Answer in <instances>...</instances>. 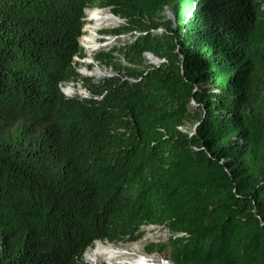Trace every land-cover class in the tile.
I'll use <instances>...</instances> for the list:
<instances>
[{
    "label": "trees",
    "instance_id": "trees-1",
    "mask_svg": "<svg viewBox=\"0 0 264 264\" xmlns=\"http://www.w3.org/2000/svg\"><path fill=\"white\" fill-rule=\"evenodd\" d=\"M87 8L138 35L66 97ZM149 224L173 264H264V0H0V264H83Z\"/></svg>",
    "mask_w": 264,
    "mask_h": 264
},
{
    "label": "rangeland",
    "instance_id": "rangeland-1",
    "mask_svg": "<svg viewBox=\"0 0 264 264\" xmlns=\"http://www.w3.org/2000/svg\"><path fill=\"white\" fill-rule=\"evenodd\" d=\"M88 9L89 10L102 9L105 11H109V9H107V8L106 9L88 8ZM165 13H166L168 18H172L171 14H168L167 11ZM85 18H86V13H85ZM85 18H84V20H85L84 25L86 24ZM121 22L123 23V21H121ZM122 23H119V21L117 22L116 20L115 21L111 20L106 26H101L99 29L96 30L97 33L94 34V39L98 43H101L103 46L100 47L94 53H92L93 58H94L95 54L102 52V51H108L113 46L121 48L125 43L131 42L130 34H121V35L116 36V35L111 34L109 32L110 30L115 29L118 26H120ZM88 24L92 25L93 22L88 23ZM161 32H162V29L159 28L154 33L160 34ZM84 33L85 32L83 31V34ZM81 42H82V37H81ZM83 52L85 53V57L87 58V53H86L85 49H83ZM145 56H146L147 61L149 62L150 60L148 59V56L147 55H145ZM74 60H75V62H73V64H75V67H76L78 73L80 74V78H79L80 80H77L75 82L74 81H68L67 82L66 85L70 86L71 89L74 90V93L72 95H70V97H72V96L84 97L86 95L89 96V91L87 90L85 85L82 83L81 79L93 78L94 82H98L100 79H103V77L97 78L95 76L82 75L81 71H80L82 67H87L89 69V66H91V68L89 70H95L94 65L84 62L82 58H79L77 56L74 57ZM121 61L123 62V64H125L123 59H121ZM94 62L97 63L96 64L97 66L101 67L102 69H105L106 71H108L110 69V67H107L105 65L104 66L99 65V63L96 62L95 60H94ZM111 76H115V74L111 75ZM62 91H63V89H62ZM193 127H194V125L189 123L184 128L187 131H193ZM139 231H144L143 232L144 234L142 233V236H140L136 240H133L130 242H126V243L125 242H111L110 243L107 241H101V242L108 243L114 249L125 250L126 252L128 251L130 253V255L142 254V255H146L147 257L150 256L153 258L152 264L161 263V261H160L161 259H168L170 261L169 255L164 251L163 252H158V251L147 252L145 250V246L148 245L149 243H158V242H164V241L168 240V238H169L168 236H170V235L164 227H162L161 225H152V226H144L143 225L140 227ZM94 246H95V242L91 246H89L86 250H88L91 247L93 248ZM135 257L136 256H133V257L128 258V259H126V257H125V260L128 261L127 262L128 264H130V262H133L134 259H135L134 261H137V258H135ZM118 260H120V259H111L109 257H103V258L99 259V261H97V263H95V261H88V260L86 261V257L83 253L80 262H82L83 264H98V263L99 264H124V263H120Z\"/></svg>",
    "mask_w": 264,
    "mask_h": 264
},
{
    "label": "bare ground",
    "instance_id": "bare-ground-1",
    "mask_svg": "<svg viewBox=\"0 0 264 264\" xmlns=\"http://www.w3.org/2000/svg\"><path fill=\"white\" fill-rule=\"evenodd\" d=\"M86 13V24L83 27V31L85 32L82 37V42L80 38V43L85 48V51L87 53V58L84 60L86 63H90L93 61L92 53L97 51L100 47L103 45L101 43H98L94 39V34H96V30L99 29L101 26H106L111 20L113 21H119L116 17L111 15L109 11H105L102 9H95V10H89L88 8L85 9ZM92 25H89L88 23H92ZM101 70L100 72H97V70H89L85 69V67H82L81 74L82 75H89V76H95L97 78L103 77L104 72ZM64 92L67 95H71L74 93V90L67 87L64 88ZM84 255L86 257V261H99V259L103 257H109L111 259H120L118 260L120 263H127L128 261L125 260V257L127 259V256L130 255V253L125 250L120 249H114L111 245L108 243H103L101 241H97L95 243V246L92 248H89L84 252ZM138 258V257H137ZM99 264V263H98ZM130 264H152L147 262H130Z\"/></svg>",
    "mask_w": 264,
    "mask_h": 264
},
{
    "label": "clouds",
    "instance_id": "clouds-1",
    "mask_svg": "<svg viewBox=\"0 0 264 264\" xmlns=\"http://www.w3.org/2000/svg\"><path fill=\"white\" fill-rule=\"evenodd\" d=\"M103 9H106V8H103ZM107 9H109V8H107ZM85 12V11H84ZM168 12V11H167ZM109 13H111L110 12V10H109ZM111 15H113L114 17H116L117 19H119V23H122L121 21H123V23L122 24H124L125 23V21H124V19H121L119 16H117V15H114L113 13H111ZM85 18V17H84ZM84 22H85V20H84ZM121 24V25H122ZM84 27V26H83ZM119 27V26H118ZM133 32H135V31H133ZM130 34V33H129ZM134 34V33H133ZM82 36V35H81ZM131 36V35H130ZM136 36L137 35H135L134 34V37L133 38H131V41H133L134 40V38H136ZM81 38V37H80ZM80 38H79V44H80V46L83 48V49H85L83 46H82V44L80 43ZM82 49V50H83ZM85 54V53H84ZM146 55V54H145ZM78 57V56H77ZM80 58V57H79ZM83 61L86 59V57L84 56L83 58ZM94 60H95V58H93ZM161 60V59H160ZM82 61V62H83ZM96 61V60H95ZM74 62H75V60H74ZM97 62V61H96ZM84 63V62H83ZM90 64H97V63H93V62H90ZM82 69V68H81ZM85 69H88L87 67H85ZM112 69V68H111ZM81 71V70H80ZM111 75V74H110ZM119 75V74H118ZM117 75V76H118ZM107 77H110V76H107ZM103 78H105V77H103ZM61 84H63V86L64 85H66L67 84V82H62ZM59 88H60V85H59ZM71 88V87H70ZM60 90H61V92L66 96V97H70V95H67V94H65V92H64V90L62 91V89L60 88ZM72 95V94H71ZM73 97V96H72ZM89 97H91V95H90V93H89V96L88 95H86V96H84V97H81V98H89ZM144 234V233H143ZM97 241H102V240H96L95 241V243L97 242ZM103 241H107V240H103ZM108 242V241H107ZM131 252V251H130ZM132 253V252H131ZM137 253V252H136ZM133 256H136L135 258H137V261L136 262H140V257H141V254H134V255H129V256H127V259L128 258H131V257H133ZM171 261V260H170ZM135 262V261H134ZM172 262V261H171ZM126 264H128V263H126Z\"/></svg>",
    "mask_w": 264,
    "mask_h": 264
},
{
    "label": "built area",
    "instance_id": "built-area-1",
    "mask_svg": "<svg viewBox=\"0 0 264 264\" xmlns=\"http://www.w3.org/2000/svg\"><path fill=\"white\" fill-rule=\"evenodd\" d=\"M135 35H138V33L137 32H133ZM162 60H160V62H161ZM67 87H69L70 88V86H67V85H64L63 86V84H60V88L61 89H63L64 90V88H67ZM178 129L179 130H182V131H185V132H188L189 134H191L190 133V131H187L184 127H182V126H179L178 127ZM144 226H152L151 224H149V225H144ZM167 230V229H166ZM167 232L169 233V231L167 230ZM169 235L171 236V234L169 233ZM170 236H168V237H170ZM167 237V238H168ZM141 259H140V262H142V261H144V262H147V263H153V258L152 257H147L146 255H142L141 254V257H140ZM135 260V259H134ZM133 260V261H134ZM161 261V263H158V264H173L171 261H169L168 259H161L160 260Z\"/></svg>",
    "mask_w": 264,
    "mask_h": 264
},
{
    "label": "water",
    "instance_id": "water-1",
    "mask_svg": "<svg viewBox=\"0 0 264 264\" xmlns=\"http://www.w3.org/2000/svg\"><path fill=\"white\" fill-rule=\"evenodd\" d=\"M111 14V13H110ZM168 14H171L170 11H168ZM146 55L148 56V59L150 60L149 63H153V64H159L160 63V59L155 57L153 54L151 53H146ZM93 63L94 60L92 61ZM95 69L97 70V72H100L101 70L104 72L103 77H107V76H111V75H118L117 72H115L113 69H109L108 71H106L105 69H102L101 67L97 66L96 64H94ZM102 72V73H103ZM111 74V75H110Z\"/></svg>",
    "mask_w": 264,
    "mask_h": 264
}]
</instances>
